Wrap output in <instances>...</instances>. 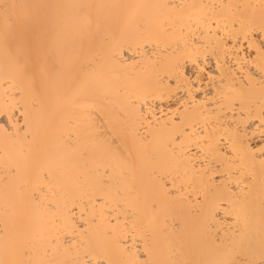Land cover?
<instances>
[{
  "label": "bare ground",
  "instance_id": "1",
  "mask_svg": "<svg viewBox=\"0 0 264 264\" xmlns=\"http://www.w3.org/2000/svg\"><path fill=\"white\" fill-rule=\"evenodd\" d=\"M0 264H264V0H0Z\"/></svg>",
  "mask_w": 264,
  "mask_h": 264
}]
</instances>
